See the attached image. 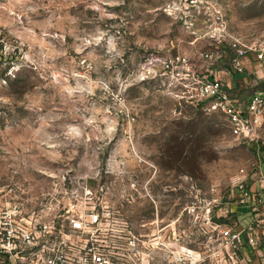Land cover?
Listing matches in <instances>:
<instances>
[{"label":"rangeland","instance_id":"374dc122","mask_svg":"<svg viewBox=\"0 0 264 264\" xmlns=\"http://www.w3.org/2000/svg\"><path fill=\"white\" fill-rule=\"evenodd\" d=\"M233 38L264 44V0H0L7 199L33 208L85 183L104 187L144 232V222L171 223L192 192L227 191L264 149L258 157L235 138L188 86L193 76L242 79L229 71ZM253 65L242 96L264 92Z\"/></svg>","mask_w":264,"mask_h":264},{"label":"built area","instance_id":"2783aa9c","mask_svg":"<svg viewBox=\"0 0 264 264\" xmlns=\"http://www.w3.org/2000/svg\"><path fill=\"white\" fill-rule=\"evenodd\" d=\"M230 72L244 73L255 53L264 72V44L233 38ZM211 59L213 54H202ZM178 62H186L178 55ZM175 61V60H172ZM189 96L221 112L231 133L264 147V92L248 97L218 76H193ZM264 163L259 157L231 187L197 190L171 223L148 221L138 232L104 187L51 194L28 208L0 188V264H264ZM184 216L188 219L184 226ZM145 227V228H144Z\"/></svg>","mask_w":264,"mask_h":264},{"label":"crops","instance_id":"0c3cea01","mask_svg":"<svg viewBox=\"0 0 264 264\" xmlns=\"http://www.w3.org/2000/svg\"><path fill=\"white\" fill-rule=\"evenodd\" d=\"M255 54V53H254ZM254 60H255V56H254ZM256 63V60L253 62V60H251V63L247 65L246 71L244 73H242L243 75L241 76L242 79L238 80V82L234 83V86L236 88L242 87L243 84L242 83H248L247 77H244V75H246V72L248 71V69L250 70L252 65ZM254 66V65H253ZM260 91V90H259ZM264 149V147L262 148ZM264 163V161H263Z\"/></svg>","mask_w":264,"mask_h":264},{"label":"trees","instance_id":"16d2710c","mask_svg":"<svg viewBox=\"0 0 264 264\" xmlns=\"http://www.w3.org/2000/svg\"><path fill=\"white\" fill-rule=\"evenodd\" d=\"M234 75L236 76V78H239V77H241L243 74H242V73H235ZM199 106H201V104H199Z\"/></svg>","mask_w":264,"mask_h":264}]
</instances>
